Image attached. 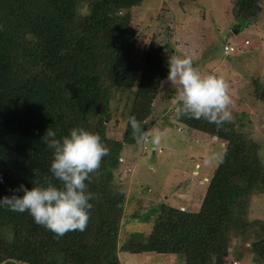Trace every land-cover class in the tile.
Here are the masks:
<instances>
[{"label": "trees", "instance_id": "trees-1", "mask_svg": "<svg viewBox=\"0 0 264 264\" xmlns=\"http://www.w3.org/2000/svg\"><path fill=\"white\" fill-rule=\"evenodd\" d=\"M262 1L235 0L236 17H255ZM85 2L88 13H81L80 4ZM141 2L0 0V197L11 196L20 184L44 185L46 179L60 186L49 172L52 150L42 141L48 128L60 138L73 127H82L98 134L109 149L101 167L86 181L94 196L86 229L57 238L27 212L0 208V262L121 264L117 239L127 194L113 182V170L124 144L142 142L133 137L128 118L135 116L146 132L148 120H156L152 86L166 78L170 57L150 47L142 60H136L121 49L129 10ZM256 86L260 95L261 83ZM112 88L133 93L117 140L105 135ZM173 118L176 124L222 141L223 152L196 210L163 205L146 240L127 241L122 247L130 252L172 253L183 261L193 255L194 261L186 264H225L229 229L237 234L247 229L249 197L264 191L257 144L236 130L233 118L220 127L176 113ZM250 246L253 258L264 260V232L250 240Z\"/></svg>", "mask_w": 264, "mask_h": 264}, {"label": "rangeland", "instance_id": "rangeland-1", "mask_svg": "<svg viewBox=\"0 0 264 264\" xmlns=\"http://www.w3.org/2000/svg\"><path fill=\"white\" fill-rule=\"evenodd\" d=\"M234 7L235 0H142L129 10L120 45L136 60H142L150 47H158L170 57L190 56L202 75L223 77L228 91H240L235 100L231 98L229 110L235 124L238 122L236 130L256 142L264 167V0L255 17H236ZM79 10L88 13V4L81 3ZM224 42L235 51L223 54ZM178 87L166 79L152 86L157 119L148 120V133L158 134L160 142L124 144L118 154L113 182L127 194L117 239L121 264H186L195 259L189 255L183 261L172 253L130 252L122 247L127 241L146 240L153 221L162 214L161 206L184 205L186 210H196L195 203L202 199L206 180L223 152L222 141L184 126L181 130L182 125L175 123ZM132 96V91L110 90L107 138H121ZM246 219L244 232L229 229L231 252L225 264H264L253 258L250 246V240L264 232V191L250 195Z\"/></svg>", "mask_w": 264, "mask_h": 264}, {"label": "clouds", "instance_id": "clouds-1", "mask_svg": "<svg viewBox=\"0 0 264 264\" xmlns=\"http://www.w3.org/2000/svg\"><path fill=\"white\" fill-rule=\"evenodd\" d=\"M167 67L166 81L179 85L176 90L177 117L186 115L195 120L203 119L217 127L232 120L229 110L232 99L223 77L202 75L187 55L169 57ZM128 124L133 137L143 140L144 144L160 142V136L146 132L135 116L128 118ZM42 141L52 150L49 172L60 182V186L47 179L44 185L31 188L20 184L11 196L0 197V208L27 212L36 224L48 229L57 238L66 232H83L93 207L90 201L94 199L87 190L86 181L101 167V160L108 155L109 149L98 134L82 127H73L60 138H57L56 130L48 128ZM16 192L23 195L18 196Z\"/></svg>", "mask_w": 264, "mask_h": 264}, {"label": "crops", "instance_id": "crops-1", "mask_svg": "<svg viewBox=\"0 0 264 264\" xmlns=\"http://www.w3.org/2000/svg\"><path fill=\"white\" fill-rule=\"evenodd\" d=\"M215 76H217V75H215ZM228 93H229V95H230V97L233 99V100H235L236 99V96L238 95V94H240V91H228ZM158 110V109H157ZM156 114H157V112H156ZM157 119V118H156ZM181 128V130H182V128H183V126H181L180 127ZM194 131H197V130H194ZM199 132H201V131H199ZM189 134V133H188ZM196 139L197 138H199L198 136H196L195 137ZM201 197H203V196H201ZM189 200H191V198H189ZM201 200L202 199H200L199 198V200H197V202L195 203L196 205H198V207L200 206V203H201ZM197 207V208H198ZM178 208H180V210H183L184 209V205H182V206H179ZM230 247V246H229ZM230 249V248H229ZM231 252V251H230ZM233 261H235V260H233Z\"/></svg>", "mask_w": 264, "mask_h": 264}, {"label": "built area", "instance_id": "built-area-1", "mask_svg": "<svg viewBox=\"0 0 264 264\" xmlns=\"http://www.w3.org/2000/svg\"><path fill=\"white\" fill-rule=\"evenodd\" d=\"M222 49H223V53L227 55L230 52L234 51L235 47L232 46L231 44L225 43V44H223Z\"/></svg>", "mask_w": 264, "mask_h": 264}]
</instances>
